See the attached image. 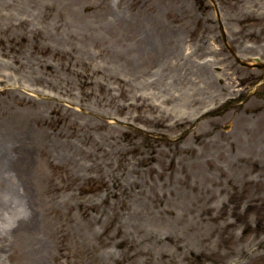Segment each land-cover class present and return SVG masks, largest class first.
<instances>
[{
	"label": "rangeland",
	"instance_id": "374dc122",
	"mask_svg": "<svg viewBox=\"0 0 264 264\" xmlns=\"http://www.w3.org/2000/svg\"><path fill=\"white\" fill-rule=\"evenodd\" d=\"M143 30L172 34L187 81L158 77ZM256 58L264 0H0V139L27 171L48 264H264ZM140 94L187 118L157 128L149 101L129 106ZM0 171V264H30Z\"/></svg>",
	"mask_w": 264,
	"mask_h": 264
},
{
	"label": "bare ground",
	"instance_id": "6f19581e",
	"mask_svg": "<svg viewBox=\"0 0 264 264\" xmlns=\"http://www.w3.org/2000/svg\"><path fill=\"white\" fill-rule=\"evenodd\" d=\"M141 32L142 33H140L137 38L138 46L145 48L148 52L156 54L157 57L161 59L159 62L160 67L158 65V77L162 78V75H166V73H163L164 70L168 69V66H176L178 73L176 72L177 75L173 76V85H180L183 81H187L188 79H186V77L184 76V72L180 67V65H184L181 63L180 58L178 59L176 57V61L172 60L171 58L172 54L169 49V42L172 38V34H163L159 37L155 36V39L151 36V34H149L148 31L143 30ZM184 55H186L187 57H183ZM191 55V51L188 47H186L182 50L181 59L187 61ZM198 69L201 73H203L204 71L206 72V65H204V67L199 66ZM139 75L140 73L136 72L134 74H130V77L134 78V80L140 79ZM167 75H169V73H167ZM89 76H91V74H89ZM87 81L90 83L92 82L89 78ZM142 81L143 80H141V82ZM190 81H192V79H190ZM144 83L148 85L147 81H144ZM187 96V94L186 96L182 95V97L188 99V101H191V97ZM166 100L172 101L173 97L169 96ZM143 101L150 102L149 97L144 94L137 95L136 101L130 102L129 106L135 105L142 107ZM146 103L148 105L147 107L150 108V110H152L154 113H156V115H152L150 118H152L151 122H153L155 126H157V128L161 127L166 130H170L171 127H174V125H180L182 123L180 121L187 118L186 113H181L177 117L172 110L167 112L162 104H153L151 102L150 104L148 102ZM187 104L190 103L187 102ZM188 117H190V114H188ZM174 118H177L176 121H172V119ZM134 148L135 147H133L132 149ZM149 157H155L154 150L150 153ZM19 159L20 157L17 149H15V143H10L9 140L0 139V166L5 167L0 170L5 171L3 175L6 174L8 180L10 181V185L8 189H6L5 197V202L11 208V210L8 209L7 211L10 214L8 226L13 227V229H16L17 232L24 233L31 238V242L32 245L34 244V247H32L30 264H48L49 244L46 243L45 239L39 235L40 232L36 235V231L37 229L39 230V226L34 205V197L26 176L27 171L23 167L19 166ZM141 162H143L142 159ZM134 168L135 166L133 165L131 169ZM1 174L2 173L0 171V175ZM120 244H122V242H120ZM133 255L131 254V256ZM56 260H59V264H62L59 256H57Z\"/></svg>",
	"mask_w": 264,
	"mask_h": 264
}]
</instances>
